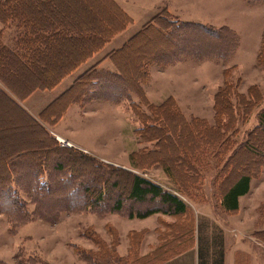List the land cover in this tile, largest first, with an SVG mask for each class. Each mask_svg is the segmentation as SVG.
<instances>
[{"label":"rangeland","instance_id":"374dc122","mask_svg":"<svg viewBox=\"0 0 264 264\" xmlns=\"http://www.w3.org/2000/svg\"><path fill=\"white\" fill-rule=\"evenodd\" d=\"M115 1L133 19L125 34L115 38L118 43L156 17H167L191 28L188 27L187 35L180 32V37H173L177 47L171 55H161L147 68V77L141 81L138 93L143 100L121 84L105 89L102 97L98 88L95 94L89 92V100L83 105H66L61 101L54 106L52 112L61 111V105H65V111L53 126L45 125L53 142L44 140L41 132L32 130L0 99V171L6 172V159L15 153H22L21 158L25 159L18 167L19 179L12 184V191L17 189L19 196L12 192L14 198L23 204L20 208L12 204L15 199L8 192L3 195L6 201L0 200V260L8 264L30 258L46 264H168L170 261H173L170 264H196L200 247L205 255L210 249L212 258L219 256L218 251L226 255L228 250H233L243 255L245 264H264V153L258 156L246 149L258 137L264 140L258 120L264 109V65L259 66L257 60L264 35V0ZM82 4L87 12L93 13L86 2ZM197 25L209 28L210 32L205 34L204 30L192 27ZM211 29L230 30L236 38L232 49H227L229 34L225 32L216 38L218 33ZM3 35L9 43L13 30L6 29ZM166 46L168 41L162 36L142 38L121 54L119 61L126 67L128 76L140 55H154ZM103 60L94 67L117 72L109 59L104 63ZM160 60L162 65L157 64ZM19 75H14L13 82L24 80L27 84L38 78L34 72L23 73L21 78ZM225 81L233 86L231 103L223 101L215 107V94ZM25 88L21 87L20 91L25 92ZM169 98L175 101L185 121L194 120V125L187 128L177 123L180 140L177 136V140L172 138L175 146L162 142V152L147 160L140 153L155 150V144L140 140L138 132L142 123L132 105L138 106L137 114L150 116L149 105H159ZM26 100L21 103L25 109L34 105L39 108L36 101ZM175 118L176 121L178 117ZM174 120L166 124L167 131L173 129ZM195 120L201 123L196 124ZM216 125L222 129L221 133ZM189 132L188 140L197 142L193 151L183 146ZM59 138L71 147L61 145ZM48 147L52 154L57 149L63 156L68 153L74 159L65 170H59L61 160L51 156V165L42 167L41 176L34 179L35 171L28 164L45 154ZM258 150L263 152L264 147ZM176 152L185 165L173 168V173L188 184L187 194L178 193L162 166L156 163ZM132 154L138 157V168L131 164ZM83 160L87 161L84 167L73 166ZM94 169L103 173L104 178L111 176L113 182L119 176L124 195H128L132 185L131 176L140 175L179 196L187 204L188 212L140 219L131 215L156 208L157 201L137 204L125 199L122 211H110L111 204L100 203L92 206V210L82 206L85 205L82 201L68 202L66 195L70 192L73 197L76 193V186L72 185L91 184ZM244 173L252 176L250 191L240 198L238 211L226 212L221 206L222 196ZM195 180L200 183L193 185ZM119 194L120 191H114V198ZM13 205L19 211V221L23 218V205L29 219L13 226L9 213ZM87 253L93 256L91 260L85 258Z\"/></svg>","mask_w":264,"mask_h":264},{"label":"trees","instance_id":"16d2710c","mask_svg":"<svg viewBox=\"0 0 264 264\" xmlns=\"http://www.w3.org/2000/svg\"><path fill=\"white\" fill-rule=\"evenodd\" d=\"M83 1L92 9V14L87 12V7L82 4ZM249 1L254 2L256 0ZM67 2H71V5H66L65 3ZM0 24L2 26L0 30V99L15 110L20 115L19 118L24 120L32 130L41 132L44 140L49 142H53V138L45 128V125L53 126L65 111V105H61V108H59L61 111L56 110L52 112L54 106L61 101H64L63 104L66 105H83V103L89 100V92L95 94L97 93L95 89L98 88V95L102 97V94H104L102 92L105 89L114 85L115 87H120L121 84L123 86L126 85L127 87L124 86L126 89L128 88L141 98L138 93L141 81L147 77V68L152 66L161 55H171L172 51L177 47V41L173 37H180V32L187 35V29L190 26L188 24H179L177 21H171L167 17L154 18L128 39L122 48L112 51L106 56V59L112 62L117 72L100 69L98 65L91 68L81 75L69 90L46 107L38 117H34L21 105L22 102L36 91H51L55 89L66 77L103 51L118 35L124 33L133 24V19L115 0H0ZM192 27H196L201 31L204 30L205 34L208 31L210 32L209 28L206 29V27L201 25ZM6 29L13 30V37L9 43H6L3 38ZM211 30L218 33L214 36L216 38H219L221 34H229L228 38L230 39L228 40L229 46L227 49H232L234 43H236V38L231 36L230 30ZM158 36L165 38L168 41V46L160 48L158 50L160 52L157 51L158 53L151 56L142 57L140 55L134 67L131 68L128 77L126 67L119 61L122 58L121 54L128 52L132 45L142 38L152 37L155 39ZM206 39L210 41L209 36H206ZM257 60L259 66L264 65V35ZM126 62L128 64L131 63L129 58ZM161 62L160 60L157 64ZM229 71L230 69L226 70L225 75ZM29 72L36 73L38 78L27 84L22 79L20 83L13 82L14 75L18 76L20 74L21 78V74H28ZM21 87H26V91L21 92ZM124 87L123 90L125 89ZM232 93V84L225 81L215 94V107L220 106L223 101L225 104L226 102L231 103ZM105 98L108 99L109 95L106 94ZM142 98L140 100H143ZM142 102L146 103V101ZM132 107L142 123V128L138 132L140 133V140L155 144V150L140 153L142 157H147V160L152 155L159 153L158 151H161L162 142H169L170 145L175 146L172 138L177 140L178 137V140H180L181 137L176 134L177 123L179 127L182 125L187 128H192L194 125V120L190 122L185 121L175 101L170 98L159 105H149L150 116L137 114L138 106L133 104ZM175 117H178L176 120L178 122L174 120ZM172 118L174 120V127L170 131H167L166 124ZM258 120L262 128L261 132H263L261 135H263L264 109L258 116ZM195 122L196 124L201 123L199 120H195ZM216 130H220L218 125H216ZM221 132L222 129L220 130ZM190 134L189 132L183 141V146L187 151H193L197 143L196 141L188 140ZM261 137L264 138V136ZM202 147L207 148L208 146L202 144ZM247 147V150H252L254 154L259 156L264 153V151L258 150V148L264 147V140L258 137L255 140V144ZM55 151L56 154H52L48 147L44 152L45 154L42 153L40 157L36 158L34 163L28 164L29 168L35 171L32 174V178L35 179V176H41V168H48L51 165L49 162V157L51 156H56L58 160H61V163L57 166L59 170H65L67 166L71 165V159H74L73 156H70L68 153H65L63 156L57 149ZM21 155L22 153H15L6 159V172L0 171V200L2 203L6 201L3 195L7 192L13 198L12 192L17 198L19 197L17 189L12 191V184L21 175L18 167L21 161L25 160L21 158ZM183 160L181 156L179 157V153L176 152L174 155L171 153L167 160H157L156 163L162 166L163 171L172 180V184L177 188L178 193L187 194L190 190L188 184L179 180L175 176V173H173V168H182L185 165ZM83 161V163L76 162L73 166L84 167L87 161ZM130 161L133 166L139 167V160L136 155L132 154ZM91 173L94 177L91 184H88L90 183L88 182L86 184L81 183L79 186L72 185V187L76 186V193L72 197V194L67 192L66 200H69L68 202L75 203L74 201H82L85 203L82 206L92 210L94 209L92 206L100 205V203L111 204L112 208L110 211H122L125 199L137 204H148L157 201L156 208L131 215V217L140 219L157 214H168L170 216L185 215L188 212L189 208L187 204L179 196L164 190L160 185L140 175L131 176L132 185L128 195H124L123 191L120 190L119 176H116L117 180L113 182L110 181L111 176L104 178V174L99 173L95 169L94 171L91 170ZM226 179L229 180L230 176H227ZM200 180H195L193 185L200 183ZM251 181L252 176L244 173L233 185L228 187L221 201V206L226 212L238 211L240 206L239 200L249 193ZM32 182L36 183V180ZM104 184L106 185L105 188ZM35 189L37 190V187ZM33 190V187L30 186L29 191L32 192ZM114 191H120L121 194L114 198ZM17 198H14L15 200L12 204H18L20 208V204L23 203ZM47 198H49V195ZM7 199L9 201L10 197H7ZM14 207V205L12 208L9 206L11 211L9 212L11 215L10 221L13 226L29 219L28 213L24 211V205L21 208L23 218L20 221L19 211L16 208L15 211ZM14 217L15 219L16 217L18 218L16 222ZM85 258L91 260L93 256L87 253ZM0 264L8 263L0 260ZM18 264L46 263L36 258H30L27 261L20 260Z\"/></svg>","mask_w":264,"mask_h":264},{"label":"crops","instance_id":"0c3cea01","mask_svg":"<svg viewBox=\"0 0 264 264\" xmlns=\"http://www.w3.org/2000/svg\"><path fill=\"white\" fill-rule=\"evenodd\" d=\"M133 35H135V33L128 36L125 40H123L120 43H118V41H116L117 38L115 40H113L108 46H106V48L103 51H101L99 54L95 55L92 59L88 60L86 63L81 65L70 76L66 77L55 89H53L51 91H36V92H34L26 100V102L36 101L39 104V108H38V106L34 105V107L32 109L26 108L27 111L32 116L38 117L46 109V107H48L53 101H55L57 98H59L67 90H69L72 87V85L75 83V81L81 75H83L85 72H87L88 70L93 68L94 65L100 64L103 59L106 60V56L110 52L115 51V50H119L120 48H122V46L127 42V40L130 39ZM104 60H103V63H104ZM100 69H104V68H100ZM207 250H209V251H207L206 255H205L203 250L200 247L197 248L196 264H245L243 261V255L239 256L236 252H233V250L232 251L228 250L226 252L227 253L226 255L225 254L223 255V252L218 253L219 252L218 251L216 253L219 255L217 258H212L211 254H210V249H207ZM241 251H244V249H242ZM237 252H240V251L237 250ZM171 262H173V261H170V263ZM170 263H168V264H170ZM177 263L178 262H174L173 264H177Z\"/></svg>","mask_w":264,"mask_h":264},{"label":"built area","instance_id":"2783aa9c","mask_svg":"<svg viewBox=\"0 0 264 264\" xmlns=\"http://www.w3.org/2000/svg\"><path fill=\"white\" fill-rule=\"evenodd\" d=\"M59 143L63 146H68V147H71V144L69 142H67L66 140L64 139H58Z\"/></svg>","mask_w":264,"mask_h":264}]
</instances>
